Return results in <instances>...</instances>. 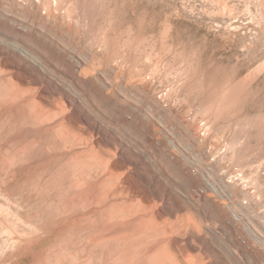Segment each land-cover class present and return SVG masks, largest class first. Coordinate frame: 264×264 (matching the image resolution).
I'll list each match as a JSON object with an SVG mask.
<instances>
[{"label": "rangeland", "instance_id": "rangeland-1", "mask_svg": "<svg viewBox=\"0 0 264 264\" xmlns=\"http://www.w3.org/2000/svg\"><path fill=\"white\" fill-rule=\"evenodd\" d=\"M0 264H264V0H0Z\"/></svg>", "mask_w": 264, "mask_h": 264}]
</instances>
